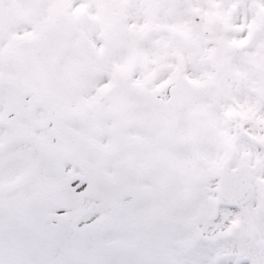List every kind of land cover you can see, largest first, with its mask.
<instances>
[{"label": "snow or ice", "instance_id": "6c2138e0", "mask_svg": "<svg viewBox=\"0 0 264 264\" xmlns=\"http://www.w3.org/2000/svg\"><path fill=\"white\" fill-rule=\"evenodd\" d=\"M0 264H264V0H0Z\"/></svg>", "mask_w": 264, "mask_h": 264}]
</instances>
